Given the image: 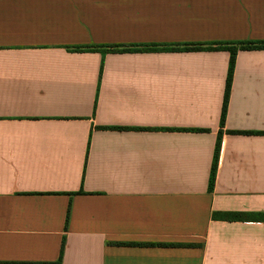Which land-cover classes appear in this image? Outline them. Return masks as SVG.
I'll return each mask as SVG.
<instances>
[{
    "label": "crops",
    "instance_id": "1",
    "mask_svg": "<svg viewBox=\"0 0 264 264\" xmlns=\"http://www.w3.org/2000/svg\"><path fill=\"white\" fill-rule=\"evenodd\" d=\"M240 42L264 0H0V264H264V50L211 192L229 53L182 50Z\"/></svg>",
    "mask_w": 264,
    "mask_h": 264
},
{
    "label": "trees",
    "instance_id": "2",
    "mask_svg": "<svg viewBox=\"0 0 264 264\" xmlns=\"http://www.w3.org/2000/svg\"><path fill=\"white\" fill-rule=\"evenodd\" d=\"M110 51L112 52H126V51H141L144 49H132L129 48V46H120V47H109ZM77 50H81V48H77ZM170 50L176 51L177 48H171ZM183 51H189V52H195V51H227L229 53V61L227 66V72H226V79H225V86H224V92H223V100H222V106H221V112L219 117V132L217 136V140L215 143V152H214V158L212 161V165L210 167L208 182H207V188L208 191L211 192L213 189L215 177H216V169H217V152L220 144V139L222 135V129L224 127V121L226 117V111H227V104L231 89V83H232V77H233V70H234V63H235V56L238 50H264V42H240V43H190L183 46ZM192 132H206V130H199L194 129L190 130ZM229 132V131H228ZM232 134H250L245 132H229ZM68 218V215H67ZM63 250V243L61 246L60 256L56 264L60 263V258Z\"/></svg>",
    "mask_w": 264,
    "mask_h": 264
}]
</instances>
